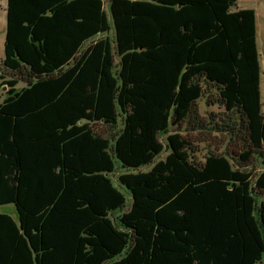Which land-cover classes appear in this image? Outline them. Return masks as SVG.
<instances>
[{"label":"trees","instance_id":"16d2710c","mask_svg":"<svg viewBox=\"0 0 264 264\" xmlns=\"http://www.w3.org/2000/svg\"><path fill=\"white\" fill-rule=\"evenodd\" d=\"M234 5L6 0L0 264H264L255 13ZM198 129L243 150L198 158Z\"/></svg>","mask_w":264,"mask_h":264},{"label":"rangeland","instance_id":"374dc122","mask_svg":"<svg viewBox=\"0 0 264 264\" xmlns=\"http://www.w3.org/2000/svg\"><path fill=\"white\" fill-rule=\"evenodd\" d=\"M6 0H0V71L3 69L1 61L4 56V39H5V25H6ZM236 8H251L255 13V32H256V43L257 50L259 53V63H260V76H259V91H260V101L262 103V112H264V0H235V5L232 9ZM116 57V56H115ZM117 61V57H116ZM24 85L23 81L17 84V87H22ZM199 110L202 115L208 114L210 110L218 112L220 108L217 106H208L206 103V98L202 96L198 99ZM184 134L191 139L196 145L198 151L196 152L197 157L201 158L207 150H212L216 153H222L225 151L226 147L238 151V153L243 150L241 144H229L228 136L223 133L215 132L211 129L203 130H189L184 132ZM163 152L162 155H164ZM263 159H252L249 166L246 168L250 169L252 172V178L257 176L261 171L263 166ZM258 200V204H260ZM0 211L7 212L17 218L16 211L12 204L0 205ZM256 211H254L255 213ZM262 262L264 263V252L262 256Z\"/></svg>","mask_w":264,"mask_h":264},{"label":"crops","instance_id":"0c3cea01","mask_svg":"<svg viewBox=\"0 0 264 264\" xmlns=\"http://www.w3.org/2000/svg\"><path fill=\"white\" fill-rule=\"evenodd\" d=\"M257 44V43H256Z\"/></svg>","mask_w":264,"mask_h":264}]
</instances>
